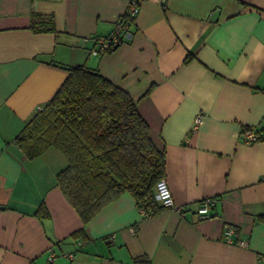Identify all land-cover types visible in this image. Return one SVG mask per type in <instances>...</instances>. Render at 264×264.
<instances>
[{"label": "crops", "instance_id": "0c3cea01", "mask_svg": "<svg viewBox=\"0 0 264 264\" xmlns=\"http://www.w3.org/2000/svg\"><path fill=\"white\" fill-rule=\"evenodd\" d=\"M127 6L0 0V264H264V0H140L129 34L91 52ZM77 65L133 99L182 215L124 192L83 226L57 184L62 151L22 150L18 135ZM204 197L216 202L200 218Z\"/></svg>", "mask_w": 264, "mask_h": 264}, {"label": "trees", "instance_id": "16d2710c", "mask_svg": "<svg viewBox=\"0 0 264 264\" xmlns=\"http://www.w3.org/2000/svg\"><path fill=\"white\" fill-rule=\"evenodd\" d=\"M42 24L44 30H54L51 15ZM17 142L28 157L50 146L62 151L67 163L56 175L57 184L83 226L124 192L138 206L155 211V183L164 174V153L150 139L148 125L130 95L98 71L70 67ZM132 264L151 263L139 255Z\"/></svg>", "mask_w": 264, "mask_h": 264}, {"label": "built area", "instance_id": "2783aa9c", "mask_svg": "<svg viewBox=\"0 0 264 264\" xmlns=\"http://www.w3.org/2000/svg\"><path fill=\"white\" fill-rule=\"evenodd\" d=\"M139 4L140 0H128V6L126 11L123 15L117 19L114 29L112 33L107 36H99L94 37V42L96 44L95 47L91 49L93 53H103L105 51L110 50L111 48L117 46L121 40V36L123 34H129L130 22L134 20L136 15L139 12ZM132 24V23H131ZM194 122L198 124L200 122V115H197L194 119ZM244 139L245 142L249 143L254 141L258 138L257 134L254 133L252 130H244ZM155 192L157 199L162 203V205L173 209L178 214H183V207L176 205L173 201L170 189L163 177L158 179L155 183ZM216 202L215 197H204L203 199L199 200L197 203V213L200 218H206L208 216L210 208ZM141 210V209H140ZM233 233L231 227H228L225 230V235L229 238V236ZM239 245H246L245 241H239ZM54 255L50 253L47 257V263L49 264Z\"/></svg>", "mask_w": 264, "mask_h": 264}]
</instances>
